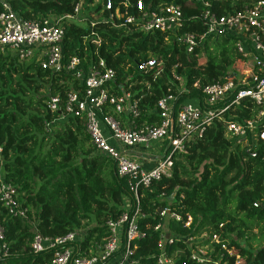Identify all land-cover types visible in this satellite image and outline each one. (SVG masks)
<instances>
[{"label":"trees","instance_id":"1","mask_svg":"<svg viewBox=\"0 0 264 264\" xmlns=\"http://www.w3.org/2000/svg\"><path fill=\"white\" fill-rule=\"evenodd\" d=\"M5 1L22 18L41 20L55 16L61 21L63 62L77 55L86 70L104 58L116 72L112 90L121 94L129 89L138 98L137 122L156 119L155 102L165 94H175L177 103L198 94L190 87L195 79L202 83L224 79L237 55L230 38H205L203 50L197 49L195 56L186 53L172 34L166 40L165 34L158 31L132 32L113 28L103 20L110 13L122 12L124 3L131 13L136 12L138 1L153 8L173 3L181 6L183 30L201 33L203 28L195 18L201 8L190 0H110L111 9L104 10L93 26L88 17L65 18L72 13L75 0ZM209 1L221 14L255 0ZM93 2L83 0V7L98 14L106 0L90 6ZM148 55H155L163 63L161 76L156 79L137 68V62ZM198 58H202L200 63ZM175 76L189 87L187 93L179 92ZM80 88L79 81L65 68L50 71L38 62L18 59L9 50L0 52V175L15 186L20 206L33 216L41 234L53 237L83 229L80 247L94 250L109 237L106 222L119 218L130 192L126 179L117 176L113 161L95 152L83 120L63 111L67 91ZM50 96L59 97V110L48 109ZM106 109L112 110L111 106ZM245 113L243 109L238 112ZM116 116L123 121L131 119L125 114ZM263 177L260 156L252 157L245 147L235 145L225 136L222 124L215 122L202 138L187 143L185 152L174 162L171 176L139 188L142 215L138 228L143 236L135 241L133 264H155L163 230L154 228L162 226L166 217L160 212L164 209L182 216L181 221L167 218L168 233L174 240L166 244L165 250L175 264H213L189 259L191 246L184 238L202 231L227 239V245L239 256V264H264ZM186 216L191 217L188 227H184ZM0 223L8 247L0 264H51L52 251L34 252L30 247V224L9 215L1 202ZM253 229H257L254 237ZM212 256L219 258L217 250ZM226 259V264H233L235 257ZM224 260L219 258L218 264H224Z\"/></svg>","mask_w":264,"mask_h":264},{"label":"built area","instance_id":"2","mask_svg":"<svg viewBox=\"0 0 264 264\" xmlns=\"http://www.w3.org/2000/svg\"><path fill=\"white\" fill-rule=\"evenodd\" d=\"M201 8L195 18L200 22L201 33L185 31L183 12L178 4L145 7L136 2V12L128 11L123 5L120 13H110L103 20L113 28H126L129 31L172 34L173 40L183 46L188 54L196 56V50H203L207 37L233 40L236 57L229 65L224 79L202 83L193 80L190 87L198 90L195 95H188L177 103L175 94H165L155 102V118L152 122H137L138 98L132 96L129 89L121 94L112 90L116 80L115 70L108 66L104 58L86 70L77 55L70 56L63 62L61 43L64 36L62 23L55 16L41 20L25 19L13 11L5 0H0V52L9 50L20 60L38 62L43 69L60 72L62 68L71 72L79 81L80 89L69 90L63 102L66 115L83 120L85 130L97 154L115 165L118 177L126 179L130 195L124 199L127 208L117 220H107L109 237L96 249H82L80 243L85 231L76 229L59 236H45L37 228L33 216L20 206L16 198V188L0 175V202L11 216L25 219L30 224L32 239L30 247L34 252L51 250V264H133L135 241L143 235L138 228V218L142 215L139 188L149 187L152 182L169 177L177 156L186 150L192 139L202 138L206 130L215 122L222 124L225 136L235 145L245 147L252 157L263 161L264 169V0H255L231 12L218 14L209 0H190ZM71 14L67 19L83 20L89 18L90 25L100 21L99 15L111 9L110 0H106L98 14L81 15L83 0H75ZM82 16V18H81ZM116 19H121L116 21ZM91 34H95L91 32ZM199 63L202 58H198ZM137 68L152 75V79L161 76L163 63L155 55H148L137 62ZM180 93H187L189 87L175 76ZM130 86H128L129 88ZM59 97L50 96L47 107L51 112L59 110ZM111 106L112 112L107 111ZM240 109L246 111L239 115ZM125 114L131 119L123 121ZM158 144L160 151L150 168H144L135 160L130 149L143 148ZM160 145V146H159ZM253 145L252 150L250 147ZM0 147V154H1ZM145 152L144 154H146ZM264 187V177L262 179ZM257 206V203H254ZM131 207L133 209H131ZM160 215L181 221L179 213L164 209ZM191 223L186 216L184 227ZM220 227L222 224L219 225ZM161 228V224L154 230ZM191 246L189 259L196 263L213 262L219 258L235 257L233 264H239V256L229 247L228 240L219 234L202 231L195 236L184 238ZM169 233H163L158 240L159 254L155 264H175L166 254V244L173 242ZM217 250L218 259L212 254ZM8 254L4 241V228L0 223V259Z\"/></svg>","mask_w":264,"mask_h":264},{"label":"crops","instance_id":"3","mask_svg":"<svg viewBox=\"0 0 264 264\" xmlns=\"http://www.w3.org/2000/svg\"><path fill=\"white\" fill-rule=\"evenodd\" d=\"M158 144L154 145V149L157 150ZM160 146V145H159ZM143 148L139 147V148H133L130 149L129 152L131 153V156L137 160L144 168H150L153 163H154V159L156 158L155 156H157V154H153L152 152H147L145 153V150H142Z\"/></svg>","mask_w":264,"mask_h":264},{"label":"rangeland","instance_id":"4","mask_svg":"<svg viewBox=\"0 0 264 264\" xmlns=\"http://www.w3.org/2000/svg\"><path fill=\"white\" fill-rule=\"evenodd\" d=\"M233 1H236V0H233ZM97 2H98V0H94V2H93L90 6H92L93 4H95V3H97ZM84 10H85L84 13H83V10H82V14H81V15L89 16V15L91 14V12H92V11H89V9H84ZM92 13L94 14V12H92ZM145 152H152L153 154H159V153H160V151L154 149L153 146H150L148 149L145 150ZM184 165L187 166L186 163H184ZM123 208H124V209L127 208L126 203H123ZM161 228H162V230H163V233H165V234L168 233V228H167V218H165V220H164V222H163ZM256 232H257V229H253V230H252L253 237H254V233H256ZM251 236H252V235H251ZM251 239H253V238H251ZM251 241H253V240H251ZM253 242H254V241H253Z\"/></svg>","mask_w":264,"mask_h":264}]
</instances>
